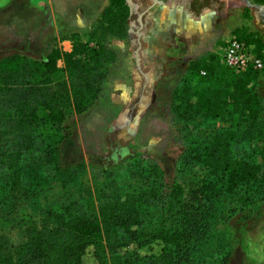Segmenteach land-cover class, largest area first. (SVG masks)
Listing matches in <instances>:
<instances>
[{
  "label": "rangeland",
  "instance_id": "rangeland-1",
  "mask_svg": "<svg viewBox=\"0 0 264 264\" xmlns=\"http://www.w3.org/2000/svg\"><path fill=\"white\" fill-rule=\"evenodd\" d=\"M86 1L94 7L91 12L93 23L56 38L50 31L47 37L39 38L38 23L42 16L36 9L27 8L22 0H0V60L19 54L22 58L40 63L53 49L71 52L75 40L95 47L104 44L110 49L104 54L100 70L104 72L97 74L92 87H86L75 78L68 70L64 56L57 61L63 70L52 75L53 82L66 81L71 98L82 101L84 108L77 111L72 105L63 131H57L48 122L37 128L48 143H57L58 161L65 166L82 168L83 165L84 171L80 175L83 179L87 177V180L81 184L78 183L80 180L72 179L65 184L60 177H55L41 166L42 162L38 160L44 159L42 150L27 152L24 164L28 184L21 193L23 203L10 217L0 218L2 241L8 245L17 243L33 220L39 221L49 213H65L69 208L80 210L84 195H97L93 177L95 172L97 174L102 168L127 162L118 176V182L112 184L109 190L112 196L117 194L124 199L135 185L145 182L141 167L144 164L146 167L147 162L155 159L164 169L167 181L176 179L185 186L188 213L194 217L199 214L202 219L203 229L197 228V223L193 226L197 247L193 251L182 248L178 251L180 258L193 260L195 264H220L225 254L234 247L231 264H264V201L260 203L261 209L257 210L261 215L257 220H239L243 197L246 194L258 195L264 189V121L260 123L261 119H258L261 125L255 127L256 123L250 117V122L242 121L240 125L237 124L239 118H235L237 126L234 127L239 136L234 145L235 154L251 152L262 167L259 179L252 186L228 191L223 188L222 181L218 182V178L211 181L214 175L202 169L198 162L179 168L177 159L185 150L200 147L209 135L221 130L224 124L205 113L194 115L186 127L183 121L172 122L177 115L174 101L180 93L175 88L185 73L182 63L160 61L163 72L157 77V85L154 88L145 86L140 95L138 84L141 77L136 69L134 35L131 36L140 24L131 20L127 0ZM226 2L228 6L222 2L214 12L209 13L205 9L201 12L204 11L202 21L206 15L210 16L206 21L211 25V30L201 35L200 49H205L207 53L217 52L221 61L231 37L254 36L261 43L264 42V25L259 10L245 6L242 0ZM158 8L152 9L153 17L157 15L159 10L155 12V9ZM173 23L162 14L152 18L149 27L145 24L141 27L144 30L154 28L155 35H159L165 43L176 41L178 46L169 51L177 58L187 46L178 29L174 30ZM44 25L41 28H48ZM1 70L0 87L6 82H13L14 85L21 82L18 76H12L9 66H3ZM255 84V92L263 103L259 115L264 117V70ZM150 97L151 102L148 103ZM187 134H190L188 140H183ZM218 188H221V193H217ZM159 212L155 210L156 215ZM169 224L170 221L166 225ZM176 250L177 247H174V254Z\"/></svg>",
  "mask_w": 264,
  "mask_h": 264
},
{
  "label": "trees",
  "instance_id": "trees-1",
  "mask_svg": "<svg viewBox=\"0 0 264 264\" xmlns=\"http://www.w3.org/2000/svg\"><path fill=\"white\" fill-rule=\"evenodd\" d=\"M238 38L255 44L254 53L264 60V42L254 36ZM108 51L104 44L95 47L75 40L71 52L53 49L40 63L19 54L0 60V72L9 66L12 76L21 79L16 85L6 82L0 87V218L10 217L23 203L21 193L28 184L24 157L29 151L42 150L41 166L65 184L72 179L81 184L87 180L80 175L83 165L65 166L58 161L57 143H48L37 128L48 122L63 131L72 105L77 111L84 108L82 101H73L66 81L53 82L52 75L63 70L57 61L64 56L75 78L92 87ZM262 72H235L222 63L217 52H206L190 63L175 88L180 93L174 101L177 115L172 122L183 121L186 127L194 115L205 113L222 121L224 127L209 135L200 147L185 150L177 159L179 168L198 162L214 175L211 181L218 178L228 191L244 190L259 179L262 167L252 153L235 154L239 136L234 126L236 117L238 125L251 118L259 127L258 119L264 121L259 115L263 103L254 89ZM188 135L183 140H188ZM126 163L95 172L97 195H84L80 210L69 208L65 213H49L33 220L17 243L8 245L0 238V264H195L178 254L182 248L193 251L197 247L193 226L197 223V228L203 229L200 215L188 213L185 186L176 179L167 181L160 163L151 159L141 167L145 182L135 185L124 199L112 196L110 186L118 182ZM262 201L264 189L258 195L246 194L239 210L240 222L257 220ZM233 249L220 264H231Z\"/></svg>",
  "mask_w": 264,
  "mask_h": 264
},
{
  "label": "crops",
  "instance_id": "crops-1",
  "mask_svg": "<svg viewBox=\"0 0 264 264\" xmlns=\"http://www.w3.org/2000/svg\"><path fill=\"white\" fill-rule=\"evenodd\" d=\"M22 1L24 2V6L31 10L36 9L38 14L42 16V19L39 20L38 23L40 34L39 38L47 37L49 31L52 33L53 38L59 37L60 34L68 31L77 32L78 28L81 29V27H85L86 25L94 22L93 18L91 17V12L94 7L86 0ZM178 4L179 3H173L171 4L170 8L174 10ZM158 7L160 9H157L159 10L157 15L160 16L164 14L165 8L162 6ZM159 13L161 14L159 15ZM157 15H155L154 18H156ZM172 15L174 16L176 14L173 13ZM182 16L183 17H181L180 21L184 20L185 24H177V26L175 23L173 28L174 30L178 29V31L182 34V40L186 44L185 47H187L186 50L180 54V57L175 55L177 58H174L173 53L169 51L171 49L175 50V48L178 46L176 45V41L171 44L167 42L165 43L162 41V38L159 35H155L154 28L151 27L148 32L147 29H142L141 23L140 26H136L139 30L133 31L136 69L139 71L141 77L140 83L138 84L140 95L143 94L142 91L145 89V86L154 88L157 85V77H159V73L161 74L163 72L161 70L163 64L160 61H164L168 64L177 62L180 64L182 63L184 66L183 72H186L190 63L206 52L205 49H200L201 45H199V43L201 42V35L206 31L211 30V25L208 21H206L210 18V16L206 15L207 17L203 20V22L200 21V17L194 15L186 14ZM41 25H44L48 28H41ZM147 102H151V97Z\"/></svg>",
  "mask_w": 264,
  "mask_h": 264
},
{
  "label": "flooded vegetation",
  "instance_id": "flooded-vegetation-1",
  "mask_svg": "<svg viewBox=\"0 0 264 264\" xmlns=\"http://www.w3.org/2000/svg\"><path fill=\"white\" fill-rule=\"evenodd\" d=\"M242 1L245 3V6L256 8L259 10L261 23L264 25V2L262 0ZM145 2H148L149 4L146 5ZM222 2H224V6H228L226 0H132V2L127 0V4L130 7L131 20H135L138 24H145L146 27L150 26L152 18H154L152 9L158 6H162L165 8L164 15L172 20L174 22L173 24H185L184 20L180 21V18L183 17V14L200 17V21L203 22L201 15L204 13V11L207 10V12L209 13L214 12L216 11L215 7L220 6ZM173 3H179L174 10L170 8L171 4ZM202 10H204L203 13H201ZM155 12H157V9H155ZM173 13H175L176 15L173 16ZM135 30L139 29L135 27ZM132 35H134L133 32L131 36Z\"/></svg>",
  "mask_w": 264,
  "mask_h": 264
},
{
  "label": "built area",
  "instance_id": "built-area-1",
  "mask_svg": "<svg viewBox=\"0 0 264 264\" xmlns=\"http://www.w3.org/2000/svg\"><path fill=\"white\" fill-rule=\"evenodd\" d=\"M255 44H247L238 37H231L222 53V63L235 72L263 71L264 60L254 53ZM206 74L205 71H202Z\"/></svg>",
  "mask_w": 264,
  "mask_h": 264
}]
</instances>
